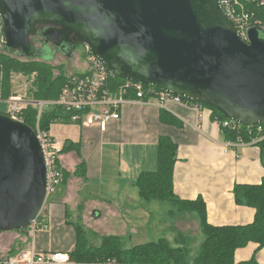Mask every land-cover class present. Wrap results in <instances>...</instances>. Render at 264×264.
Segmentation results:
<instances>
[{
  "label": "water",
  "instance_id": "95a60500",
  "mask_svg": "<svg viewBox=\"0 0 264 264\" xmlns=\"http://www.w3.org/2000/svg\"><path fill=\"white\" fill-rule=\"evenodd\" d=\"M3 49L43 59L29 39L82 44L117 77L153 86L245 127L264 124V30L247 42L220 0H0ZM47 169L35 131L0 113V232L21 231L40 213ZM96 214V213H94Z\"/></svg>",
  "mask_w": 264,
  "mask_h": 264
},
{
  "label": "crops",
  "instance_id": "0c3cea01",
  "mask_svg": "<svg viewBox=\"0 0 264 264\" xmlns=\"http://www.w3.org/2000/svg\"><path fill=\"white\" fill-rule=\"evenodd\" d=\"M55 126H59V133H65L63 137L50 134L53 143L56 136L60 140L58 145L54 144L56 148L62 149L73 143L78 144L79 149L59 155L62 189L59 197L48 198L45 215L50 217L49 230L56 227L69 236L71 242L49 250L44 238L47 232L42 231L36 236L39 240L36 242L35 239V247L41 252L71 253L74 250L75 223L71 222V213H78L75 215L78 221L84 219L82 212L89 203L79 195L87 190L91 182H109L108 186L123 182L124 197L131 201L130 192L136 189L134 181L138 175L154 172L157 168L160 137L170 138L177 146L173 190L179 199L194 201L201 198L205 203L206 221L212 226H243L254 220V209L238 205L233 188L235 185L261 183L264 178V152L255 145L230 148L225 152L224 144L230 141L225 140L219 123L207 108L197 113L180 104H172L163 110L153 104L130 101L121 106L119 120L111 122L105 132L73 123L58 122ZM81 163L84 167L79 170ZM115 196L117 200L118 195ZM116 204L118 201L114 205L110 201L105 204L104 210L99 207L100 204L92 208H96L94 213L101 210L117 216L121 208ZM189 217L196 220L193 214ZM196 223L198 225L197 220ZM256 248V244L250 243L238 249L234 264L248 262L252 258L256 264H264V246L257 251Z\"/></svg>",
  "mask_w": 264,
  "mask_h": 264
},
{
  "label": "trees",
  "instance_id": "16d2710c",
  "mask_svg": "<svg viewBox=\"0 0 264 264\" xmlns=\"http://www.w3.org/2000/svg\"><path fill=\"white\" fill-rule=\"evenodd\" d=\"M246 10L252 12L258 28L264 30V5L259 0H236ZM18 56L0 51V96L3 100L11 97L12 76L21 75L32 77L30 96L32 101L57 100L66 75H56L55 67L43 60L21 61ZM123 81L122 79H118ZM200 103V102H199ZM212 111L211 116L216 121L225 120L215 109L201 103ZM6 115V113H5ZM37 110L31 105L21 108L17 118L32 129L35 127ZM71 123L70 115L58 107L48 106L43 109L39 126L42 131L49 132L54 123ZM264 127V124L262 125ZM256 128L241 126L239 132L221 128L225 140L235 141L237 137L246 143L257 137ZM264 152V140L257 144ZM78 144H67L61 152L68 150L78 151ZM177 156V146L168 137H160L157 143V168L154 172H142L134 181L139 197L145 202L157 201L168 203L179 213L195 215L203 241L192 262L186 260L188 248L185 239L178 232L177 242L182 247H171L166 240H159L131 249H122L117 237H104L98 246H87L85 231L80 224L73 228L75 232V248L70 253L73 260L78 262H96L106 259H115L122 263H152V264H234L235 252L248 244H256L257 250L264 246V178L257 185H235L233 188L234 200L238 205L254 209V220L248 225L212 226L206 221L205 203L201 198L194 201L179 199L173 190V168ZM81 170L84 164H80ZM240 264H256L254 258Z\"/></svg>",
  "mask_w": 264,
  "mask_h": 264
},
{
  "label": "built area",
  "instance_id": "2783aa9c",
  "mask_svg": "<svg viewBox=\"0 0 264 264\" xmlns=\"http://www.w3.org/2000/svg\"><path fill=\"white\" fill-rule=\"evenodd\" d=\"M220 4L235 23L241 39L247 42L246 33L248 29L257 26V22L253 19L255 15L238 4L236 0H220ZM259 5H264V0H259ZM118 79L120 78H117L102 61L87 51L84 72L66 76L57 100L25 103L18 96L9 98V108L6 111V115L9 117L19 120L17 118L18 113L21 108L27 105H31L37 110L36 123L33 130L40 142L47 169L45 201L55 193L62 181L58 166L61 149L55 147L49 133L42 131L39 126L41 113L46 107H58L64 113L70 115V121L73 124H78L81 127L97 128L101 132H105L111 122L119 120L121 106L130 101L153 104L163 110H167L172 104H180L193 109L197 113L205 108L197 101L186 100L153 86H145L125 80L119 81ZM130 97H133V99L131 100ZM218 123L220 128L233 132H239L242 126L227 120L219 121ZM254 127L256 128V138L246 143L242 138L237 137L235 141L224 144L225 152H228L230 148L246 145L258 146L257 144L264 140V127L262 125ZM44 216L40 211L25 229L16 231L17 238L24 235V238L28 239L30 243L22 249H16L11 255L9 253L0 254V264H152L122 263L115 259L78 262L71 258L69 252H41L35 247V239L38 233L49 230L48 223L44 222Z\"/></svg>",
  "mask_w": 264,
  "mask_h": 264
},
{
  "label": "rangeland",
  "instance_id": "374dc122",
  "mask_svg": "<svg viewBox=\"0 0 264 264\" xmlns=\"http://www.w3.org/2000/svg\"><path fill=\"white\" fill-rule=\"evenodd\" d=\"M242 6V5H241ZM1 29V22H0ZM3 49V37L0 33V51ZM88 50L83 48L82 45L77 47L71 57H65L60 54H54L49 60V64L55 67V74L59 73L68 76L69 74H79L84 72L86 62V52ZM26 61L25 59H20ZM43 60V59H41ZM45 61V60H43ZM31 78H27L21 75L12 76V94L11 96H18L25 103H29L31 100ZM9 100H3L0 96V113L5 114L8 111ZM4 105L6 107L4 108ZM8 107V108H7ZM211 111V110H210ZM212 113V111H211ZM7 114V113H6ZM55 123L51 125L49 135H61L65 133H59ZM60 140L55 137V145H58ZM123 182H115L113 186H108L109 182H91L87 186V190L81 192L80 197H84L88 200L89 205L83 210L82 215L84 219H81L80 224L85 231L86 245L98 246L100 241L104 237H117L120 241L122 249H131L133 247L144 245L151 242H157L159 240H166L171 247H182L181 242H177L178 232L182 234L185 239L186 247L188 248V254L186 260L192 262L200 243L203 241V236L198 230V225L195 219L189 217L187 213H179L177 209H174L168 203H161L157 201L145 202L139 198L136 189H131L130 198L131 201H127L124 197V188L121 185ZM61 186L57 187L53 198H57L60 195ZM122 189V190H121ZM121 190V191H120ZM119 191V193H117ZM117 196V200L115 199ZM56 200V199H54ZM116 203L117 207L121 208L117 216L111 213H105L104 211L97 210L94 214V210L97 204L104 210L105 204L109 202ZM106 202V203H104ZM48 203V198L44 202L41 209V213L45 215V206ZM102 213V214H101ZM75 211L71 213L73 218L72 223H78L75 215ZM121 217H120V216ZM44 222L50 224V217L44 216ZM47 235L44 236L46 244H48L49 250L60 248L64 245H69L71 239L65 235L62 231H59L56 227L50 228L46 231ZM10 238H13L9 240ZM16 232H0V254L4 255L9 253L13 254L16 249H22L29 244L28 239L21 235L20 238L16 237ZM39 233L37 234L38 237ZM39 238H36V242ZM10 243V244H9ZM9 249V250H8ZM8 250V251H7ZM11 250V252H9Z\"/></svg>",
  "mask_w": 264,
  "mask_h": 264
},
{
  "label": "flooded vegetation",
  "instance_id": "af4514ba",
  "mask_svg": "<svg viewBox=\"0 0 264 264\" xmlns=\"http://www.w3.org/2000/svg\"><path fill=\"white\" fill-rule=\"evenodd\" d=\"M49 26H41V27H37V36L31 37L29 39L30 44L32 45V47L38 52V55L40 57H43V55H45L46 53H52V54H60L62 56L65 57H71L73 55L74 50L79 47L82 44H77L74 47L70 48L68 45H64L63 48H55L50 44H45L43 37L41 35H39L40 32H42L43 29L48 28ZM83 48L84 45H82Z\"/></svg>",
  "mask_w": 264,
  "mask_h": 264
}]
</instances>
